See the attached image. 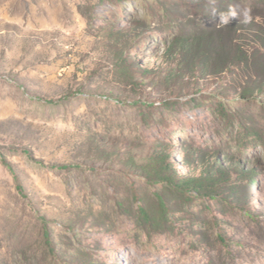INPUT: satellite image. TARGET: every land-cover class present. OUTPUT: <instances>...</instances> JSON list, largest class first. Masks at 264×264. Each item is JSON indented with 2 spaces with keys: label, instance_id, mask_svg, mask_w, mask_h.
I'll return each instance as SVG.
<instances>
[{
  "label": "rangeland",
  "instance_id": "374dc122",
  "mask_svg": "<svg viewBox=\"0 0 264 264\" xmlns=\"http://www.w3.org/2000/svg\"><path fill=\"white\" fill-rule=\"evenodd\" d=\"M0 264H264V0H0Z\"/></svg>",
  "mask_w": 264,
  "mask_h": 264
},
{
  "label": "clouds",
  "instance_id": "9594fccd",
  "mask_svg": "<svg viewBox=\"0 0 264 264\" xmlns=\"http://www.w3.org/2000/svg\"><path fill=\"white\" fill-rule=\"evenodd\" d=\"M213 14H215L217 12V10H213L212 11ZM240 15L241 13H239L237 10L235 9H228L227 11H223V12H219V23L220 25L222 26H228L230 21L233 19V18H237L240 19ZM242 16H243V23H250L251 20H252V17H251V14H250V9H245L242 13Z\"/></svg>",
  "mask_w": 264,
  "mask_h": 264
},
{
  "label": "trees",
  "instance_id": "16d2710c",
  "mask_svg": "<svg viewBox=\"0 0 264 264\" xmlns=\"http://www.w3.org/2000/svg\"><path fill=\"white\" fill-rule=\"evenodd\" d=\"M2 161H3V163H5L11 170H13L12 169V166L7 162V160L5 159V158H2ZM54 167H58V168H62V169H65V168H68V166H66V165H58V166H54ZM166 169H169V168H161V170H166ZM161 170H157V172L159 171H161ZM167 177H169V176H167ZM168 183H172L176 188H178V189H187V188H190L189 186H188V182H175V181H173V180H171L170 178H168V179H165ZM191 181H196L195 179H192ZM46 237H48L49 238V236H48V233L46 234Z\"/></svg>",
  "mask_w": 264,
  "mask_h": 264
}]
</instances>
